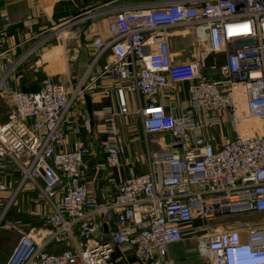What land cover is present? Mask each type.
<instances>
[{"label":"built area","instance_id":"1","mask_svg":"<svg viewBox=\"0 0 264 264\" xmlns=\"http://www.w3.org/2000/svg\"><path fill=\"white\" fill-rule=\"evenodd\" d=\"M98 11L70 14L54 28L67 29ZM183 28L193 33V56L176 62L171 39ZM109 30V40H94L93 63L110 51L105 67L117 78L115 112H138L147 132L171 133L169 145L151 154L149 170L117 182L112 197L99 200L86 179L91 146L77 139L60 147L72 104L68 88L50 77L38 90L13 87L9 77L17 61L6 60L0 87L14 108L0 124V167L10 158L22 175L5 197L0 229L11 225L8 208L28 184L41 189L49 226L19 229L0 264H177L169 246L188 234L211 264H264V221L247 228L246 240L239 228H190L196 217L210 222L226 212H264V0H169L122 8L110 16ZM208 54L215 59L209 65ZM178 82H187L189 98L169 112L158 96L179 94ZM130 92L147 100L137 111L128 106ZM108 131L105 167L113 168L121 164L123 145L112 125ZM5 189L0 179V192Z\"/></svg>","mask_w":264,"mask_h":264},{"label":"crops","instance_id":"2","mask_svg":"<svg viewBox=\"0 0 264 264\" xmlns=\"http://www.w3.org/2000/svg\"><path fill=\"white\" fill-rule=\"evenodd\" d=\"M166 1L169 0H0V24L4 27V32L0 33V75L6 60L17 61L14 72L9 77L11 86L34 91L42 86L43 78L50 77L68 88L72 104L64 125L66 139L60 147L68 148L77 139H83L91 146V153L85 156L86 179L92 193L99 200L110 199L117 182L149 170L151 154L160 149L153 140L157 133L161 132H147L138 112L127 115L115 112L118 105L117 78L105 67L112 57L108 51L93 63L94 40L97 37L110 39V16L118 10L148 7ZM87 10L99 11L94 16L76 22L67 28L69 29L67 33L58 34L56 37L53 30L55 23L70 14ZM29 15H33V18L27 23ZM4 16H8L9 19L6 20ZM192 39L193 33L188 28L177 30L173 35L171 49L176 62L191 59ZM174 87L180 88L179 94L171 93V96H167L164 91L158 96L159 102L165 104L169 112L183 108L189 98L187 82L175 83ZM73 93L76 94L73 96ZM126 98L132 111L139 109L140 102L143 104L147 102L146 98L139 97L133 92L127 93ZM169 98L172 99L173 105L168 102ZM109 107L111 111L107 110ZM13 108L11 94L0 87V124L9 119ZM135 116H139L141 120L140 127L134 123ZM110 117L113 119L108 120ZM110 125L123 145V152L119 166L106 168L104 144L111 134L108 131ZM2 161L6 166L0 167V179L6 184V189L0 192V212L7 206L5 197L12 194L22 175L13 160L5 158ZM33 187L32 184H28L8 208L6 218L11 222L10 226H17L18 231L22 229L19 228L23 225L22 218L10 216L19 215L25 210V200L31 204V199L34 200L33 194L31 192L26 194V190ZM44 209H49L46 202ZM260 221H264V212L256 210L226 212L218 215L214 222L210 221L209 225L206 220L196 217L190 228L195 229L196 233H205L211 229L239 228L242 238L246 240L247 228ZM47 226L49 225L45 227L33 225L30 230L46 229ZM190 235L192 234L186 235L185 238ZM181 242L169 246L171 256L174 257L172 249ZM10 251L11 249L0 259V263L7 259ZM208 263L211 264V261Z\"/></svg>","mask_w":264,"mask_h":264},{"label":"rangeland","instance_id":"3","mask_svg":"<svg viewBox=\"0 0 264 264\" xmlns=\"http://www.w3.org/2000/svg\"><path fill=\"white\" fill-rule=\"evenodd\" d=\"M53 30H54V34H56L57 37L58 34L64 35L65 33H67L69 29H66V31H59L53 28ZM204 60L206 61V64L209 65L215 59L213 58L212 54H208L204 58ZM138 117L139 116L137 117L135 116L133 120L134 121L136 120L134 123L138 127H140L141 120ZM225 131L227 132L229 137L233 136L231 130L229 129V125H227V128H225ZM209 132L214 133V136L216 137L219 135L216 128H210ZM157 134L158 135L153 140V143H156L160 149H164L168 147L169 142L171 140V133L169 131H164ZM29 192L33 194L32 197L34 198V200L31 199V204L29 203V201L27 202V200H25V210L19 213V215L15 216L14 214H12L10 216L11 218L21 217L22 218L21 223L23 225L19 226V228H22L25 231L30 230L33 227V225H36L37 227L38 226L45 227L47 225L46 215H45L46 209H44V204L46 200L43 198L41 189L35 186L32 189L26 190V194ZM36 207H39V209H37ZM31 209L33 212L31 211ZM212 221L214 222V220ZM207 223L209 225L210 222L207 221ZM18 237H19V231L17 229V226H5L0 229V259L5 257L10 249L11 250L13 249L14 245L18 240ZM172 252L177 264H209L208 262H210L209 253L201 247V243L197 240L196 237L192 235L188 236L178 246L174 247L172 249Z\"/></svg>","mask_w":264,"mask_h":264},{"label":"bare ground","instance_id":"4","mask_svg":"<svg viewBox=\"0 0 264 264\" xmlns=\"http://www.w3.org/2000/svg\"><path fill=\"white\" fill-rule=\"evenodd\" d=\"M66 28L64 26H60V27H57V30L59 31H64ZM247 28L246 27H243V28H238L237 30H246Z\"/></svg>","mask_w":264,"mask_h":264},{"label":"water","instance_id":"5","mask_svg":"<svg viewBox=\"0 0 264 264\" xmlns=\"http://www.w3.org/2000/svg\"><path fill=\"white\" fill-rule=\"evenodd\" d=\"M105 228L107 229V225H105Z\"/></svg>","mask_w":264,"mask_h":264}]
</instances>
